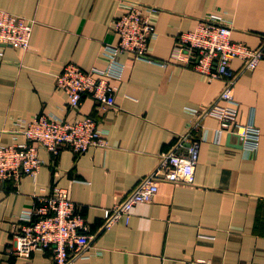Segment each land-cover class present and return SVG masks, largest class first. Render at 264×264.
Returning a JSON list of instances; mask_svg holds the SVG:
<instances>
[{
    "label": "crops",
    "instance_id": "1",
    "mask_svg": "<svg viewBox=\"0 0 264 264\" xmlns=\"http://www.w3.org/2000/svg\"><path fill=\"white\" fill-rule=\"evenodd\" d=\"M134 2L159 8L149 56H121L126 64L107 106L84 95L74 107L56 75L68 62L85 70L104 68L106 43H116L115 20ZM0 8L35 19L31 51L4 46L0 53V144L25 137L16 122L44 113L69 121L95 118L107 130L108 146L78 154L64 147L53 155L40 148L37 177L0 182V264H53L51 250L31 258L15 254L18 215L38 196L65 187L86 218L91 246L76 264H264V59L255 69L232 61L238 120H253L261 136L256 148L236 135L216 142L217 118L204 119L193 185L161 181L150 202L136 204L129 222L105 227L106 208L125 198L159 163L162 152H185L179 136L191 130L197 108L217 100L224 78H210L193 63L173 57L181 32L210 14L233 26L232 38L258 47L264 41V0H0ZM162 62V63H161ZM208 264V263H207Z\"/></svg>",
    "mask_w": 264,
    "mask_h": 264
},
{
    "label": "built area",
    "instance_id": "2",
    "mask_svg": "<svg viewBox=\"0 0 264 264\" xmlns=\"http://www.w3.org/2000/svg\"><path fill=\"white\" fill-rule=\"evenodd\" d=\"M159 8L134 2L120 15L114 24L119 35L116 43H106L103 53L108 57L104 68L85 70L73 62L66 63L56 75L58 87L69 97L72 106L82 104L84 95L107 106H113L118 82L122 79L126 64L121 56L154 60L149 56V42L155 35V15ZM35 19L0 8V53L4 46L31 51ZM233 26L220 14H210L200 20L193 30L181 32L173 57L193 63L210 78H224V87L217 100L197 108H190L194 120L191 130L179 136L177 147L190 143L185 152L175 148L162 152L156 168L147 174L124 199L106 208L105 227L110 228L121 220L129 222L136 204L150 202L158 193L163 180L193 185L199 161V145L208 136L207 128L197 136L204 119L212 116L219 120L215 129V141L223 134L236 135L243 146L256 148L260 128L249 120H238L240 103L236 98V73L232 61L241 59L248 69H255L264 59V41L252 47L232 38ZM162 63V62H161ZM14 132L25 140L13 144H0V182L20 180L23 175L37 177L43 165L40 148L58 155L64 147L81 154L94 146L106 147L107 130L93 117L69 121L44 113L32 114L28 119L16 122ZM19 228L14 230L12 251L18 256L31 258L36 250H51L53 264H76L86 256L92 236L86 218L78 211V205L65 187L53 186L38 196L33 209L18 215ZM197 264H211L198 259Z\"/></svg>",
    "mask_w": 264,
    "mask_h": 264
},
{
    "label": "water",
    "instance_id": "3",
    "mask_svg": "<svg viewBox=\"0 0 264 264\" xmlns=\"http://www.w3.org/2000/svg\"><path fill=\"white\" fill-rule=\"evenodd\" d=\"M231 136H232V135L229 134L228 139H229Z\"/></svg>",
    "mask_w": 264,
    "mask_h": 264
}]
</instances>
